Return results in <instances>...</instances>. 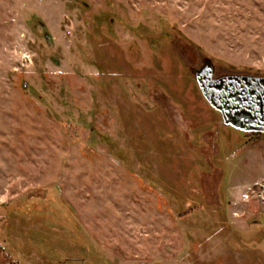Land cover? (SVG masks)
<instances>
[{"label":"rangeland","instance_id":"obj_1","mask_svg":"<svg viewBox=\"0 0 264 264\" xmlns=\"http://www.w3.org/2000/svg\"><path fill=\"white\" fill-rule=\"evenodd\" d=\"M206 59L264 76V0H0V264H264V134Z\"/></svg>","mask_w":264,"mask_h":264},{"label":"water","instance_id":"obj_2","mask_svg":"<svg viewBox=\"0 0 264 264\" xmlns=\"http://www.w3.org/2000/svg\"><path fill=\"white\" fill-rule=\"evenodd\" d=\"M214 65L206 59L193 70L198 87L222 118L225 126L247 134H264V76L226 74L214 76Z\"/></svg>","mask_w":264,"mask_h":264},{"label":"built area","instance_id":"obj_3","mask_svg":"<svg viewBox=\"0 0 264 264\" xmlns=\"http://www.w3.org/2000/svg\"><path fill=\"white\" fill-rule=\"evenodd\" d=\"M262 195V194H261ZM262 200V203L264 204V194L260 198Z\"/></svg>","mask_w":264,"mask_h":264}]
</instances>
